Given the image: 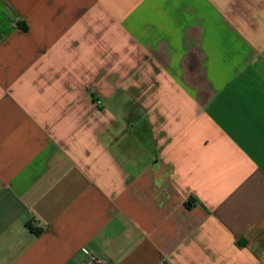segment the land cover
Masks as SVG:
<instances>
[{
  "label": "crops",
  "instance_id": "obj_1",
  "mask_svg": "<svg viewBox=\"0 0 264 264\" xmlns=\"http://www.w3.org/2000/svg\"><path fill=\"white\" fill-rule=\"evenodd\" d=\"M264 264V0H0V264Z\"/></svg>",
  "mask_w": 264,
  "mask_h": 264
},
{
  "label": "built area",
  "instance_id": "obj_2",
  "mask_svg": "<svg viewBox=\"0 0 264 264\" xmlns=\"http://www.w3.org/2000/svg\"><path fill=\"white\" fill-rule=\"evenodd\" d=\"M88 255L87 264H107L103 258L95 257L88 249L83 250Z\"/></svg>",
  "mask_w": 264,
  "mask_h": 264
}]
</instances>
